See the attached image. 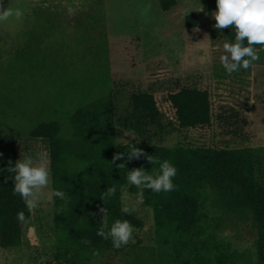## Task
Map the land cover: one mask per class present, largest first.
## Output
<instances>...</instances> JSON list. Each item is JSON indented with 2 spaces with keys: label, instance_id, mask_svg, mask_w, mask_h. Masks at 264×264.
<instances>
[{
  "label": "rangeland",
  "instance_id": "1",
  "mask_svg": "<svg viewBox=\"0 0 264 264\" xmlns=\"http://www.w3.org/2000/svg\"><path fill=\"white\" fill-rule=\"evenodd\" d=\"M20 9L21 19L0 23V133L13 135L17 160L40 154L49 167L45 140L29 132L42 122H56L61 137L71 133L69 116L80 105L112 94L117 114L134 93L151 94L163 121H174L166 101L182 88L206 91L211 106L209 126L182 133L170 131L159 143L162 151L190 145L210 148H251L259 182L264 185V53L248 69L229 76L219 62L217 45L226 30L217 31L212 13L216 0H176L162 12L158 0H0ZM202 4L204 11H195ZM196 14V26L185 18ZM198 29V31L196 30ZM221 109L244 120L239 134L234 118L219 120ZM232 110V111H231ZM117 141L135 137L116 130ZM196 201L185 200L194 219L190 233L158 228L142 203L143 192H121L119 215L133 226V241L113 246L90 264H249L255 261L253 232L248 222L221 216L216 195L200 189ZM127 204L131 214L122 212ZM51 183L38 207L22 223L18 248L0 249V264H72L57 256Z\"/></svg>",
  "mask_w": 264,
  "mask_h": 264
},
{
  "label": "trees",
  "instance_id": "2",
  "mask_svg": "<svg viewBox=\"0 0 264 264\" xmlns=\"http://www.w3.org/2000/svg\"><path fill=\"white\" fill-rule=\"evenodd\" d=\"M158 5L162 12H167L176 5V0H158ZM196 19V14L187 16L185 27L194 28ZM226 39L234 42L233 29L226 30ZM166 101L174 112V121H167V124L151 94H131L127 108L118 115L115 98L109 93L80 105L70 114L68 138L61 137V126L56 122H42L29 132L30 138L47 143L51 193L62 190L68 194L65 200L51 195L56 252L60 259L72 264H90L98 256L94 252L105 253L113 246L110 239L97 235L103 219L99 208L108 209L109 226L116 219L124 220L118 213L121 192L128 189L134 193L139 189L129 185L128 171L142 167L151 173L153 167H159L149 163L144 156L129 161L127 152L135 144L147 155L158 157L160 161L168 160L177 169L173 178L175 190L159 193L142 190V203L151 210L158 228L170 227L181 234L190 233L194 219L188 214L185 200H198L200 189L207 187L216 195L221 216L230 215L249 223L255 250V261L249 264H264V185L259 182L254 151L248 147L202 151L181 144L162 151L156 141L170 133L167 126L182 133L209 126L212 116L206 91L182 88L168 94ZM218 117L219 120L234 118L238 126L232 134H239L240 127L244 126L238 112L228 115L225 109H221ZM116 130L134 136L136 141L119 143ZM118 152L125 153V156L115 164L125 163L126 168L119 169L110 163ZM9 161L13 166L17 161L15 139L11 134L0 133V249H14L21 245L22 224L17 220V213L24 211L25 221L30 217L21 197L13 194L11 177L14 174L6 171ZM112 186L116 192L105 204L100 196ZM84 240L90 243H83Z\"/></svg>",
  "mask_w": 264,
  "mask_h": 264
},
{
  "label": "clouds",
  "instance_id": "3",
  "mask_svg": "<svg viewBox=\"0 0 264 264\" xmlns=\"http://www.w3.org/2000/svg\"><path fill=\"white\" fill-rule=\"evenodd\" d=\"M195 11L203 12V5L200 4ZM13 16L21 19L23 12L18 8H6L3 3H0V23L7 22ZM212 17L216 21L214 28L217 31L231 28L235 33L234 42L224 41L222 45H217V51L222 53L219 55V62L226 73L231 76L239 72L241 68L250 69L254 62L260 59L259 52L264 51V0H216V11L212 13ZM124 156L125 153L118 152L113 155L110 163L119 169L126 168L125 163L115 164L117 160H123ZM141 156L159 167H153L151 173L142 167L131 169L126 177L129 185L157 193L175 190L176 185L173 183V178L177 174L176 167L168 160L160 161L158 157L147 155L135 144L131 145L130 151L127 152V159L131 161ZM8 164L6 171L14 174L11 177L14 181L13 194L21 197L28 212L31 213L38 207L43 190L51 183V170L45 165L40 154H36L35 157L32 154H24L14 166L11 161ZM115 192V186L108 187L102 192L100 198L107 204L108 198L112 197ZM51 195L65 200L68 194L62 190H54ZM121 210L126 214H131L134 207L125 204ZM99 211L103 214V219L97 231L98 236L105 240L110 239L116 249L133 241L134 229L128 220L116 219L109 226L108 209L101 207ZM90 215L95 214L90 213ZM25 219L24 211L17 213V220L21 224ZM82 242L90 243L88 240ZM93 254L98 255L96 252Z\"/></svg>",
  "mask_w": 264,
  "mask_h": 264
}]
</instances>
